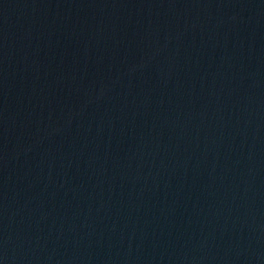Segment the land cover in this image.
I'll return each mask as SVG.
<instances>
[{
    "label": "water",
    "instance_id": "water-1",
    "mask_svg": "<svg viewBox=\"0 0 264 264\" xmlns=\"http://www.w3.org/2000/svg\"><path fill=\"white\" fill-rule=\"evenodd\" d=\"M0 264H264V0H0Z\"/></svg>",
    "mask_w": 264,
    "mask_h": 264
}]
</instances>
